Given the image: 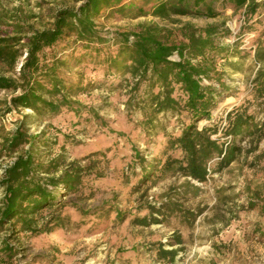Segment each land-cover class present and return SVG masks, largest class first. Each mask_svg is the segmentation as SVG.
Listing matches in <instances>:
<instances>
[{
	"label": "rangeland",
	"instance_id": "1",
	"mask_svg": "<svg viewBox=\"0 0 264 264\" xmlns=\"http://www.w3.org/2000/svg\"><path fill=\"white\" fill-rule=\"evenodd\" d=\"M260 1L261 7L249 18L243 8L218 1L220 15L215 18L188 14L167 19L152 14L155 0L115 1L97 20L103 41L85 44L66 33L39 54L45 66L55 58L65 63L57 73L72 102L41 116L11 102L27 86L21 69L28 37L32 30L51 27L60 9L78 7L83 0H0V37L23 35L19 43L0 48V149L22 125L33 135L45 132L42 140L52 143L51 149L40 145L45 158L63 155L67 162L79 159L88 167L80 192L61 197L65 225L40 234L1 232V241H9L13 253L0 242V264H264V138L257 143L256 135L238 137L242 151L225 167L214 158L206 182L163 173L158 163L168 150L180 156L168 149V139L193 122L192 112H161L149 124L152 109L138 106L139 98L131 99L132 76L108 72L109 57L121 47L120 35L137 31L142 22L154 20L169 27L176 43L183 39L181 27L187 22L196 28L219 25L217 49L206 53L215 57V71L203 83L222 97L212 116L196 124L216 127L213 137L229 143L232 137L224 129L228 112L246 109L259 122L264 119V99H256L254 93L261 67L256 53L264 48V0ZM227 45L230 48L221 49ZM17 48L10 68L8 59ZM36 78L44 81L39 73ZM78 88L83 90L76 93ZM176 93L185 97L180 90ZM14 159L2 152L0 179ZM4 198L2 189L0 207ZM162 204L163 214H154L161 219L157 222L149 206ZM145 216L146 224L136 222ZM161 247L178 250L173 263L160 256Z\"/></svg>",
	"mask_w": 264,
	"mask_h": 264
},
{
	"label": "trees",
	"instance_id": "2",
	"mask_svg": "<svg viewBox=\"0 0 264 264\" xmlns=\"http://www.w3.org/2000/svg\"><path fill=\"white\" fill-rule=\"evenodd\" d=\"M115 1L119 0H83L78 7L60 9L51 27L31 31L32 35L28 37L26 44V59L21 69V74L27 79V86L24 93L12 98L15 108L31 109L42 116L58 112L63 105L72 104L69 93L64 92L66 85L57 73L58 67L65 63L55 58L45 66L41 63L39 54L45 48L53 46L66 33L75 35L76 41L85 44L103 41L97 20L115 5ZM218 1L231 2L236 9L243 8L246 18L253 16L262 5L260 0H155L152 14L162 19L188 14L215 18L220 15L216 9ZM141 10L145 12L143 8ZM224 31L228 32L229 29ZM219 32L220 26L217 24L196 28L187 22L181 27L183 39L176 43L171 40L172 30L169 27L150 20L140 23L137 31L121 34L120 49L108 59L109 73L130 74L134 79L131 90L135 94L131 99L133 101L139 98L136 102L138 106L146 104L152 109V117L148 116L149 124L152 123L153 116L161 112H177L179 109H189L192 112L193 122L185 126L179 135L168 139V149L180 152V156H175L168 150L165 159L158 163L161 172L177 173L186 179L190 178L189 182H206L210 162L214 158H220V167L234 161L242 151V147L238 146V137L256 135L257 143L264 138V119L259 122L255 114L248 113L246 109L241 111L237 108L228 112L224 129L226 136L232 137L229 143L213 137L218 131L216 127L204 125L199 128L196 124L212 116V110L222 97V93L215 87L203 83L215 71V57L208 58L206 53L217 49L216 35ZM22 38L23 35L0 37V48L19 43ZM83 47L91 48L89 45ZM228 48L230 45L221 49ZM18 50L20 48L8 59L10 68L16 62ZM256 56L261 67L254 79V93L256 99H264V48H258ZM198 57H202L200 61L197 60ZM195 59L197 62H193ZM43 67L46 69L44 73H40ZM37 73L44 77V81L36 78ZM143 83H148L144 89ZM47 84L51 86L49 89ZM81 90L83 89L78 88L76 93ZM177 90L184 93L185 97L179 98ZM141 91L145 93V97L139 96ZM224 91L228 94V89ZM44 136L45 132L33 135L20 125L0 149V156L6 151L9 156L15 157L0 179V190L5 191L4 202L0 207V233L8 231L13 234H40L63 227L65 220L61 210L65 203L61 201V197L81 190L88 167L82 166L79 159L67 162L63 155L52 157L51 153L45 158L40 145L43 143L42 146L51 149L52 143L43 141ZM24 145H28V149L14 155ZM163 206L165 205L149 206L152 218L157 222H161V219L154 217V214H163ZM47 213L50 215L46 216ZM136 222L146 224L148 217L136 219ZM0 242L7 252L13 253V246L9 241L0 239ZM178 243H183L181 237ZM159 254L173 263L178 250L161 247Z\"/></svg>",
	"mask_w": 264,
	"mask_h": 264
}]
</instances>
